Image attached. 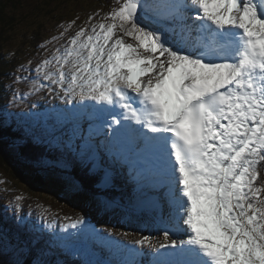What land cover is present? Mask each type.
Instances as JSON below:
<instances>
[{
    "label": "snow or ice",
    "instance_id": "obj_1",
    "mask_svg": "<svg viewBox=\"0 0 264 264\" xmlns=\"http://www.w3.org/2000/svg\"><path fill=\"white\" fill-rule=\"evenodd\" d=\"M75 24L58 25L52 40L65 43L36 72L68 103L79 98L77 119L99 123L71 129L68 158L24 159L59 167L68 192L88 194L72 174L79 165L98 177V199L113 180L105 156L130 174L146 166L151 186L165 189L166 228L188 237L165 230L154 246L167 251L153 264H264V189L256 186L264 182V0H115L69 35ZM10 249L18 255L7 264H63L29 261L32 242H21L19 228L15 237L0 233V251Z\"/></svg>",
    "mask_w": 264,
    "mask_h": 264
},
{
    "label": "rangeland",
    "instance_id": "obj_2",
    "mask_svg": "<svg viewBox=\"0 0 264 264\" xmlns=\"http://www.w3.org/2000/svg\"><path fill=\"white\" fill-rule=\"evenodd\" d=\"M35 1L37 0H25L22 3V5L25 4V6L30 5V7L26 9L31 8V16H28V18H23L22 23H24V25L22 24L21 26H19L18 24H15L13 22L12 29L19 28L17 32H13V30L10 31V37L3 35L5 34L3 30L0 33V37L3 38V40H0V43L3 42V44L0 46V54L3 55L5 59H10V54L14 55L17 52L24 51L31 52V55H34V60L19 62L18 65L20 66V68L15 69L13 70V72L10 73V81H12L13 83L10 84V91L7 99V107L12 108V110H6L3 112L2 108L6 107L4 105L3 100L2 105L0 104V147H4V149H7V147L9 149L13 148V152H15L16 155L19 154L20 151H17L15 147L16 144L13 146L12 142L14 141L17 144H20L23 141H27V138L18 141V136L24 130L30 129L32 127H37L38 130L40 132L45 133L46 136L45 140H43L45 141L44 143L46 145L40 146L39 156L43 155V153H48L47 156H53V152L59 153V151L64 150V146L61 143V138L65 137L64 140L66 141L68 138V134H70L71 132V129L77 123H79L70 118V115L66 112V109L70 112L71 116H74L76 119L78 113L77 110L73 108L72 104H69L72 110L68 108V98L64 96V93L60 90V87L58 85L52 84L49 81H45L42 76L36 72V68L43 62V60L50 58L56 48L61 47L65 43V41L52 40L54 36L59 35L58 22H61L62 24H67L73 20L71 19L72 17L79 18L76 20L75 27L72 28L71 32L69 33V35H71L77 30V28L84 25V22L93 13L98 12L101 15L107 13L110 8L114 6L115 0H109V3L107 5H102L100 3L97 4L96 2L98 0H65L62 3L57 2L50 4L45 9H42L41 7L39 8L40 11L38 10L37 6L33 4ZM38 2L39 1H37V3ZM93 4L97 5L92 8L90 5ZM65 8H67L66 11H64ZM83 8L90 9V11L92 12H87ZM25 14H27V11L23 9L22 15L25 16ZM45 15L47 18H45ZM56 15L57 17L54 18V16ZM50 16H52V18H49ZM8 21L9 19L7 18L6 22ZM47 26L50 31H44V28H47ZM24 31L26 32V34H24ZM14 37L16 39H14ZM42 40H46V42L42 44L38 49L34 48V43L36 41ZM15 60L19 61V59L16 58H13L11 61ZM76 100L77 102L74 103V106L77 108L81 104V102L78 101V99ZM56 120H65V127H58L59 125L57 124ZM78 120L82 123L88 122L86 117H81ZM47 123H53L52 125L56 127L48 126ZM79 124L85 129V131L87 130V127L85 128L83 124ZM18 126H21V129H19ZM1 132L6 135V138L8 140L7 142L1 141ZM99 139L103 138L97 137V140ZM4 144H6L7 146H4ZM21 148L24 150L25 153L21 156L28 157V153L24 144ZM103 154L104 153H101V155ZM111 162L112 160L108 161L109 164H111ZM126 164L127 163H121L119 167H116L115 165H110L111 168L113 167L112 170H114L113 176H116V178H113L112 184L114 182H117V179H120V177L122 176L124 180L126 179L129 181L128 183L127 181H123V179H121L122 186H124L125 188H138L141 187L142 184L143 191L149 190L148 187H146L143 183L139 182V180L135 178L136 174L133 171L131 174L129 173V165L127 164V166H125ZM53 169L50 168L43 170L48 173H53L56 170V167ZM37 170L42 173L41 169L37 168ZM262 172H264L263 169L260 170V174L263 176ZM45 177L47 178V176ZM18 178L19 181L12 177V175H9L7 172L0 169V214L2 219H4V210L10 209V211L13 212L15 215H12L10 212H7V216L10 219H14L15 223L18 222L19 218H27V220L29 221V230L27 234H33L36 233V231L38 233V227L40 226V224H42L43 235H46L47 228H49L52 232L56 231L57 235L61 236V238L64 237L68 241H70V237L76 235L78 236L81 233H83V235L90 233L87 230L88 228H90L91 232L95 233L92 234V236L107 239L106 236L102 233L103 230L106 231V226L100 223V221H96V217H94L96 220L91 217L92 226L90 224V227L87 224L88 218L84 215V223L77 224V227L75 229L71 227H64L75 223L76 221L74 220L82 218L81 216L78 217V215H81L83 211L80 208L76 207L82 205L77 201V199L81 201L86 200V203L90 196L86 194H83L84 197L80 196L81 194H78L79 196H77V193H70L66 190L65 187L53 186L50 184L49 186L44 187L40 184L36 185L37 183H35V180L31 179L29 182H27L21 179L20 177ZM33 184L34 186H40V188L32 187ZM25 186L27 187V189ZM256 186L260 187L261 189H264V182H261L260 179H258L256 182ZM155 191L158 194H162L158 195V199H163L161 207L164 210L165 206H168L166 200L163 197L165 189L160 188L156 189ZM143 194H146V197L148 196V198H150L148 199L149 203H151L155 207L157 204H159L157 199H155L154 196L151 195V193H149L148 191ZM118 195L121 197H128V195ZM18 196L21 197L19 201H17L16 199ZM41 200L47 201L51 208L44 205H38ZM123 203L129 207L130 204H136L133 202H127L125 200H123ZM12 204H15L14 209L12 208ZM43 204L46 203L43 202ZM137 204L142 205L145 203L139 202ZM92 211L97 214H102V212L98 210ZM23 212L24 214H26V216L22 214ZM2 219H0V232L2 231L5 234ZM127 222L130 223L129 220H127ZM128 223L126 224V221L123 222L124 225L131 229L132 227ZM33 226H36V229L34 231L31 228ZM165 230L166 229L164 227H159L153 232L162 234ZM123 231L124 229L122 230V233ZM143 236L144 235H138L137 237L141 239ZM154 236L156 238L155 234ZM127 237L135 239L134 237H131V235ZM46 239H49V237L46 236ZM74 246L73 248H68L69 245L63 244L57 254L46 257L44 259H42L41 257L38 258L41 260L59 259L64 264H74L76 260H83L86 261L88 264H106L105 261H103L102 259L91 257L89 255L87 259L83 255V250L74 248ZM145 246H147V244ZM145 246L141 247L137 245V248H131V250L135 254L139 253V255L137 256L139 257L140 263H145L147 259L149 262L151 260L148 255L152 251L150 250L149 253V251L145 250ZM149 246L153 247L152 245H148L147 247ZM77 247L81 246L79 245ZM76 250H79L78 254L75 253ZM131 250L130 248H127V253L131 252ZM9 253L10 250L7 254Z\"/></svg>",
    "mask_w": 264,
    "mask_h": 264
},
{
    "label": "trees",
    "instance_id": "obj_3",
    "mask_svg": "<svg viewBox=\"0 0 264 264\" xmlns=\"http://www.w3.org/2000/svg\"><path fill=\"white\" fill-rule=\"evenodd\" d=\"M24 1L25 0H2V1H0V33L3 30L5 32V34H3V35L10 37V35H11L9 33L10 31L13 30V32H17V30L19 29V28L12 29L13 22L15 24H18L19 26H21L22 24L24 25V23H22L23 18H28V16H31V13H30L31 8L26 9V8H29L30 5L29 6H25V4L22 5V3ZM37 1H39V2L37 3ZM37 1H35L33 4L35 6H37V8L39 10V8H41V7H42V9H45L50 4L57 3V2L62 3L65 0H37ZM96 3L97 4L100 3L102 5H107L109 3V0H98ZM97 4H93L90 6L92 8H94ZM23 9H25L27 11V14H25V16L22 15ZM83 9L86 10L87 12L90 11V9H86V8H83ZM66 10H67V8L64 9V11H66ZM90 12H92V11H90ZM55 17H57V15L54 16V18ZM7 18L9 19L8 22H6ZM45 18H47L46 15H45ZM49 18H52V16H50ZM71 19L75 20V22H76V20L79 18L72 17ZM10 23H11V25H10ZM45 30L50 31L48 26H47V28H44V31ZM24 34H26L25 31H24ZM14 39H16V38L14 37ZM0 40H3V38L0 37ZM42 41H44V40H42ZM42 41H36L34 43V48L38 49L41 46ZM2 44H3V42L0 43V46ZM10 56H11L10 59H7V58L5 59L4 56L0 54V104L1 105L3 103V100H4V105H5V98L7 97L8 79H9L10 73L13 72V70H15V69L20 68V66L18 65L19 62L34 60V55H31V52H28V51L17 52L14 55L10 54ZM13 58L19 59V61H17V60L11 61ZM1 134H2L1 141L7 142L8 140L6 138V135H4L2 132H1ZM64 138L65 137H62L61 141H63ZM12 145H13V142H12ZM47 145H49V144H47ZM4 146H6V144H4ZM19 150L21 152L23 151L21 148ZM12 158L13 157L11 156L10 152L6 151V149H4V147L3 148L0 147V169L1 170L7 172L9 175H12V177H14L17 181H19L18 177H20L23 180H25L24 178H26L29 181L31 179L35 180L36 181L35 183H37L36 185L40 184L44 187L49 186V184H47V183L44 184V182H46V181L44 180V178L41 175H38L40 177V179H39V178L35 177L36 176L35 173H30L32 170L33 171H37V170L27 166L21 159L17 160L15 158H13L14 159L13 160ZM16 161L18 162V164ZM14 163L17 166H19L18 167L19 169L16 168V165ZM1 173H3V172H1ZM76 173H78V172H76ZM78 177H81V175ZM60 187H62V186H60ZM26 189H27V187H26ZM127 202H131V201H127ZM131 206H132V204H130V207ZM13 227H14L13 229H16V232L11 237H15L17 235L18 228H19V227L16 228L15 226H13ZM28 230L29 229H27V228H21V229L19 228V234H20V232L26 234V233H28ZM2 258H3V254L0 252V260ZM0 263H2V262L0 261Z\"/></svg>",
    "mask_w": 264,
    "mask_h": 264
},
{
    "label": "bare ground",
    "instance_id": "obj_4",
    "mask_svg": "<svg viewBox=\"0 0 264 264\" xmlns=\"http://www.w3.org/2000/svg\"><path fill=\"white\" fill-rule=\"evenodd\" d=\"M76 99H78V101H79V98H76ZM70 105H68L69 106L68 108H70L72 110V108H71ZM73 108L77 110V108L74 105H73ZM94 122L95 123H99V121H97V122L94 121ZM107 131H108V129H106V127H105L104 128L105 135L107 134ZM100 137L101 138H104V136H100ZM76 172L77 171L74 170L72 174L75 175L76 177H78V176L81 175L79 172L78 173H76ZM262 173H263V176H264V172H262ZM123 181H127L129 183V181L126 180V179L125 180L123 179ZM119 182L120 181H117L116 183H119ZM38 188H40V186H38ZM113 189L114 188H112V189L108 188L105 191H107L108 193H112L113 194ZM158 195H162V194H158V193H155L154 192V195L153 196H154L155 199H157V201L161 205L163 199H158ZM77 196H79V195L77 194ZM116 197H117V199L119 200V203H120V207L119 208L123 209V211L125 213L124 221H126V224H127L128 223L127 220H129L130 223H128V224L131 225V227H132L131 230L137 236L138 235L150 236L152 238V240H156V238H155V236L153 234V231L156 230V229H158L159 227H157L151 219H149V221H148L146 218L148 216H153L154 215L153 214L154 211L156 213L160 214L158 211L164 212V210L162 209V211H161L160 208H157V206L155 207L154 205H152L151 203H149L148 199H150V198H141V197H139L137 195L136 196H133L131 198L121 197L119 195H117ZM123 200H125V201H131V202L136 203V204H132V206L129 207V206H126L123 203ZM139 202L145 203L146 205L145 204H142V205L137 204ZM12 205H13L12 208L14 209V205L15 204H12ZM101 209H102V207H101ZM149 209H151V210H149ZM148 210L150 212H148ZM140 211H144V212L147 211L148 214H145V215L141 216L140 214H142V213H140ZM4 212H5L4 213V219H2V221H3V225H4L5 234L8 237L13 236V234L16 232V229H13L14 228L13 226H15L16 228L19 227L20 229L21 228H27V229H29V221L27 220V218H24V217L23 218H19L18 222L15 223L14 222V219H10L7 216L8 215L7 212H10L12 215H15V214L13 212H11L10 209H5ZM22 214H24V212ZM24 215L26 216V214H24ZM16 219H17V217H16ZM144 222L146 224L149 223V225L151 227L150 228H146ZM162 225H165V220L162 221ZM31 228L34 231L36 229V226H33ZM36 233H37V231H36ZM163 235H164V232L162 233V236ZM80 237H81V240L83 241L84 239H82V236H79V238ZM94 238H95V236H94ZM174 239H177V238H174ZM91 242H92V240L90 241V243ZM148 245H152L153 246L154 244L152 242V244H147V246ZM147 246H145V250L149 251V253H150V250L151 249L149 247H147ZM154 251H155V249L148 255V257H150V259H151V257H153ZM75 253L78 254L79 253V250H76ZM83 255L88 259V257H89L88 255H86L85 253H83ZM111 264H119V263L112 262ZM139 264H141V263H139Z\"/></svg>",
    "mask_w": 264,
    "mask_h": 264
},
{
    "label": "water",
    "instance_id": "obj_5",
    "mask_svg": "<svg viewBox=\"0 0 264 264\" xmlns=\"http://www.w3.org/2000/svg\"><path fill=\"white\" fill-rule=\"evenodd\" d=\"M19 166L16 165V168H18ZM30 173H35V177L39 178L40 177L38 175H41L42 177L45 175L47 176V180H45L47 184H50V185H53V186H62V187H65V184L64 182L59 178L60 176L59 175H56L54 173H48L46 171H43L42 173L40 172H34V171H31ZM54 176V178H53ZM25 181L29 182V180H27L26 178H24ZM86 187L88 188V196H90V198L87 200V202L85 203L86 200L84 201H81L79 199H77V201L79 203H81L82 205L81 206H76L78 208H80L83 212L82 214L84 216H86L87 218H94L96 217V221H100V223H102L103 225H105L108 229L110 230H113V231H118L122 234V230L124 229L123 233L124 232H129V233H132L131 237H134V238H137V235L132 231V230H129L130 228H128L126 225H124L123 223H121L117 213L115 211H112V210H109L108 208H105L103 207L98 200H95L94 198H97V196L95 195L96 193V190L92 187V185H89V184H85ZM32 187H36L38 188V186H33ZM31 187V188H32ZM80 196H83V194H81ZM84 197V196H83ZM98 199V198H97ZM102 207V209H101ZM100 210H99V209ZM92 210H95V211H101L102 214H97L95 212H93Z\"/></svg>",
    "mask_w": 264,
    "mask_h": 264
}]
</instances>
